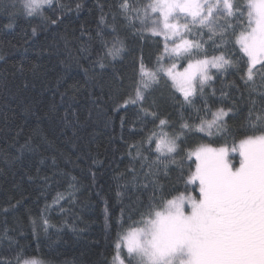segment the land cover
Returning <instances> with one entry per match:
<instances>
[{"label": "trees", "instance_id": "1", "mask_svg": "<svg viewBox=\"0 0 264 264\" xmlns=\"http://www.w3.org/2000/svg\"><path fill=\"white\" fill-rule=\"evenodd\" d=\"M148 3L52 0L30 16L24 0H0V264H118L117 244L151 204L198 196L191 152L231 148L264 116V70L249 81L235 43L246 18L223 40L190 25L184 38L202 47L168 57ZM221 54L231 66L188 101L162 70ZM141 66L156 73L147 89ZM219 109L222 129L199 131ZM162 133L174 154L156 151Z\"/></svg>", "mask_w": 264, "mask_h": 264}, {"label": "snow or ice", "instance_id": "2", "mask_svg": "<svg viewBox=\"0 0 264 264\" xmlns=\"http://www.w3.org/2000/svg\"><path fill=\"white\" fill-rule=\"evenodd\" d=\"M51 3L52 0H24V8L31 16ZM122 7L127 9V3ZM149 11L159 14V19L153 20V34H162L165 41L172 39L171 52L176 55H190L193 47H202L184 38L190 25L207 28L209 39L219 34L223 40L227 29L233 28L230 20L242 22L246 18V25H236L241 31L235 43L242 58H247V79L253 80L258 65L264 70V0H244L243 4L236 0H149L145 16ZM118 45V41L114 42L108 54L118 56L122 51ZM165 47L167 50V44ZM231 64L223 54L206 56L190 62L182 73L174 74L173 64L167 74L188 101L195 92L193 82L197 77L203 86L211 79L209 67L221 70ZM141 77L145 89L156 81V73L143 66ZM137 92L139 95V88ZM227 114L224 109L217 110L211 121H201L198 130H208L212 135L213 127L222 129ZM257 121L250 122V133H245L238 143L233 140L231 148L201 145L191 153L195 156V171L187 182H198V196L180 193L162 207L151 204L137 222L141 226H130L117 244L118 249L121 245L126 248L128 264H264V116H258ZM176 147V139L167 133H162L156 143L161 155L174 153ZM230 152L238 153V166L229 159ZM116 259L124 264L120 257ZM24 264L38 262L25 260Z\"/></svg>", "mask_w": 264, "mask_h": 264}, {"label": "rangeland", "instance_id": "3", "mask_svg": "<svg viewBox=\"0 0 264 264\" xmlns=\"http://www.w3.org/2000/svg\"><path fill=\"white\" fill-rule=\"evenodd\" d=\"M151 13V12H150ZM151 15H152V26H151V31H152V28L155 26L154 24H153V20H158L159 19V14L158 13H155V14H153V13H151ZM181 23H183V21L181 20ZM160 27H162V25H160ZM153 33V32H152ZM157 36H160V37H162L163 38V42H164V51L168 54L167 56L168 57H171V56H177L175 53H172L171 52V48L172 47H174V44H173V41H172V39H170V40H168V41H165V39H164V36L161 34V35H157ZM174 39H176V42L178 43L179 42V39L178 38H174ZM166 44H167V50H166ZM193 44H196V43H193ZM195 47H193L192 49H194ZM191 49V50H192ZM183 53V52H182ZM195 62V61H194ZM172 66L173 65H170V64H166V65H164V67L162 68V70H163V72H164V74H165V77L172 83V85L174 86V88L177 90V92H179L180 93V95L185 99V97H184V94H183V92H181V90H180V88H179V85L167 74V69H169V68H172ZM188 67V66H187ZM187 67H185V68H187ZM184 68V69H185ZM184 69H180V68H178L177 67V65L175 66V68L173 69V73L175 74V73H182L183 71H184ZM213 69H215V68H211V67H209V72H208V74L210 73V71L211 70H213ZM167 75V76H166ZM199 82V77H197V79L193 82V84H194V87H195V92H196V90H197V83ZM195 92H194V94H195ZM193 94V95H194ZM192 95V96H193ZM191 97V96H190ZM213 119V118H212ZM211 119V120H212ZM210 120V121H211ZM202 132H204V133H206V134H208V130H205V131H202ZM160 136H161V134L157 137V140L160 138ZM169 137H171V138H174V137H172V136H170V135H168ZM196 150V149H195ZM194 150V151H195ZM194 151H192L191 153H193ZM175 153V152H174ZM174 153H172V154H174ZM172 154H164V155H172ZM190 157H192V158H194L195 159V156L194 155H191L190 154ZM237 157H238V153H232V152H230L229 153V159H231L232 161H233V163L234 164H236L237 166H238V160H237ZM196 185H198V182H196ZM120 241H121V239H120ZM119 241V242H120ZM117 257H120L121 259H123V261H124V264H128V262H127V259H129L130 257H129V254L127 253V250H126V248L125 247H123V245H121V247L119 248V250H118V253H117V255H116V258ZM117 260V259H116ZM38 262V261H37ZM117 263L119 264V260H117ZM24 264V263H23ZM38 264H41L40 262H38ZM132 264H135V261H133V263Z\"/></svg>", "mask_w": 264, "mask_h": 264}]
</instances>
